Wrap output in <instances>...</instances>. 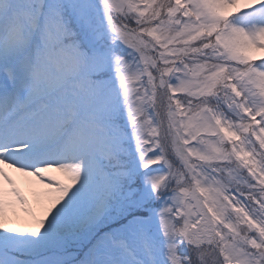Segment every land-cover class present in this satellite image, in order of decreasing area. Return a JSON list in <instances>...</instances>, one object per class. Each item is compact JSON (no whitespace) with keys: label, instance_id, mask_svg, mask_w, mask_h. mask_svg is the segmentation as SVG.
I'll return each mask as SVG.
<instances>
[{"label":"snow or ice","instance_id":"1","mask_svg":"<svg viewBox=\"0 0 264 264\" xmlns=\"http://www.w3.org/2000/svg\"><path fill=\"white\" fill-rule=\"evenodd\" d=\"M0 264H264V0H0Z\"/></svg>","mask_w":264,"mask_h":264},{"label":"bare ground","instance_id":"2","mask_svg":"<svg viewBox=\"0 0 264 264\" xmlns=\"http://www.w3.org/2000/svg\"><path fill=\"white\" fill-rule=\"evenodd\" d=\"M7 171H9V174L12 175L15 180H17V185L22 190H24L23 186H24V188H27V187H29V188H32V187L33 188H35V187L39 188L38 185H35L36 182L34 181L33 178L21 176L20 174L15 173L12 170H7ZM51 175L59 177V178H62V179L64 178L63 175L61 173H59V172H52ZM28 179H30V181ZM31 204H34V202H32ZM24 217H26V216L24 215L23 218ZM26 222H28V221L27 220H24V221L21 220L20 221V223H22L23 225L26 224Z\"/></svg>","mask_w":264,"mask_h":264},{"label":"rangeland","instance_id":"3","mask_svg":"<svg viewBox=\"0 0 264 264\" xmlns=\"http://www.w3.org/2000/svg\"><path fill=\"white\" fill-rule=\"evenodd\" d=\"M28 192L30 193L29 194L30 202H32V201L34 202L36 212L39 213L40 211H42V208H41V205L39 204V202L37 201L35 189L30 190ZM19 216H20V220H18L17 223L19 224V226H24L25 224L23 225L22 223H20L21 220L23 221L24 214L20 213ZM24 218H25V220H27V217H24Z\"/></svg>","mask_w":264,"mask_h":264}]
</instances>
